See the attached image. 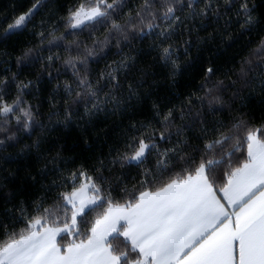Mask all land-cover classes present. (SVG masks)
Masks as SVG:
<instances>
[{
  "label": "snow or ice",
  "instance_id": "obj_1",
  "mask_svg": "<svg viewBox=\"0 0 264 264\" xmlns=\"http://www.w3.org/2000/svg\"><path fill=\"white\" fill-rule=\"evenodd\" d=\"M0 264H264V0H0Z\"/></svg>",
  "mask_w": 264,
  "mask_h": 264
}]
</instances>
